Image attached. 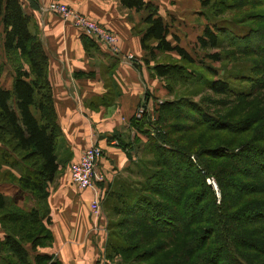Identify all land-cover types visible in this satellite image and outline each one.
Instances as JSON below:
<instances>
[{"label":"trees","instance_id":"obj_1","mask_svg":"<svg viewBox=\"0 0 264 264\" xmlns=\"http://www.w3.org/2000/svg\"><path fill=\"white\" fill-rule=\"evenodd\" d=\"M120 1L128 8L146 12L141 45L154 62L151 68L154 75L163 81L165 89L173 99L159 103L156 100L151 114L147 111L146 104L142 103L138 108H144L143 117L137 118L134 114L131 118L130 124L136 132V138L129 146L141 144L138 135H144L147 139L142 156L134 166L138 174H145V180L138 184L131 182L128 185L129 194L115 198L113 206L110 207L113 216H119L120 220L115 224L111 222L108 228L115 226L129 229L135 226L139 229L141 226L145 227L144 232L147 231L151 237L165 236L163 243L167 241L170 245L176 244L178 248L181 245L183 249L182 252L178 250L179 255L170 259L172 264H215L213 260L216 261L217 256L210 259L199 252L203 250L204 242L200 245V250L194 252L192 248L195 240L206 241L203 234L197 236L199 230L203 229L192 230V226L196 225V211L192 214L186 211V204L193 203L192 207L195 209L194 205L198 203L196 194L191 193L194 186L192 178H184L182 175L185 181L170 190L174 195L162 190L166 188L163 187L165 181L178 179L177 173L180 170L178 164L172 165L167 160L168 156L176 157L184 164L196 166L198 169L201 163L205 171L210 167V163L200 162L199 159L194 161L189 146H185L181 139L177 140L175 136L178 133L180 137H187L186 133L196 127L195 117L202 120L205 114L203 106L193 100V93L188 87H198L205 83L214 94L222 95L231 92V86L226 80L218 78L215 69L204 66L203 61L198 62L180 46L177 36L171 35L173 42L168 39L169 25L159 15L155 5L145 0ZM232 1L233 3L225 8H232L233 5L241 7L250 0ZM199 2L202 7H207L208 15L210 14L214 21L222 16L225 10L221 8L220 0L213 3H210V0ZM217 5L223 10L214 8ZM260 17L261 23L264 24V12H260ZM208 21L197 38V46L201 51L215 50L205 54L204 58L211 63H218L222 58L216 50L220 48V37L226 38L227 29L216 24L210 26L211 20ZM31 22V17L25 13L21 0H0V180L8 185L0 188L1 225L7 235L1 244V251L5 253L2 261L3 264H63L53 255L38 253L39 249L50 247L54 242L53 233L45 226L43 220L49 214V187L60 172L57 147L63 131L58 122L53 88L49 79V56L38 34L31 30ZM247 41L249 38L244 39V43ZM83 43L87 51L96 46L87 37H83ZM262 46V49L257 51H262L264 55V42ZM168 53H175L177 60L158 61L160 55ZM5 56L13 70L11 89L1 83L4 71L1 64ZM148 62L147 60L146 63ZM196 65H200L211 79L202 78ZM179 90H183V94ZM255 119V122L261 121L260 116ZM4 165L19 169L20 176L11 170L2 173ZM186 173H189L188 170ZM208 174L213 175L209 171ZM193 175L199 174L194 172ZM199 178L202 181L201 176ZM170 185L173 188V184ZM208 187L212 188L210 184ZM29 193L37 202L36 209L27 210L20 206V201H26ZM108 236L107 260L124 256L125 263L128 264L129 260L135 259V254L139 253L136 252L135 244L114 242L112 233ZM187 245L188 248L190 246L188 251ZM131 255H134L133 258H130ZM145 257L144 263L141 262ZM150 258L147 252H142L140 261H135L134 264H151Z\"/></svg>","mask_w":264,"mask_h":264},{"label":"crops","instance_id":"obj_2","mask_svg":"<svg viewBox=\"0 0 264 264\" xmlns=\"http://www.w3.org/2000/svg\"><path fill=\"white\" fill-rule=\"evenodd\" d=\"M21 1L25 13L31 17V30L38 34L49 56V79L63 131L57 147L60 172L49 187V214L43 220L53 233L54 242L50 247L39 249L38 253L53 255L63 264H92L94 247L92 240H88L87 229L94 194L71 183L69 166L80 160L83 152L93 145L103 150L97 171L106 176L99 186L105 193L102 209L107 212L105 208L112 207L117 196L129 194L134 166L147 141L144 135H138L141 144L129 146L136 138L131 118L142 103L151 114L155 101L165 100L168 91L163 81L154 75L151 69L154 62L141 45L145 11L128 8L120 0ZM145 1L155 5L169 25L168 39L173 42L171 35L177 36L180 46L185 39L181 26L189 38L197 41L209 22V15L207 13L208 20L205 19L206 10L200 8L199 0ZM53 2L73 8L116 35L119 53H112L59 15L44 12ZM83 37L91 39L96 46L87 51ZM130 54L135 61L127 59ZM12 83L11 77V83L5 87L11 89ZM8 170L17 176L21 174L19 169L7 165L1 172ZM5 184L0 180V188L8 187ZM20 206L32 210L37 208V202L29 193L26 201H20ZM6 236L0 213V264L5 254L1 244ZM94 238L98 244L97 236Z\"/></svg>","mask_w":264,"mask_h":264},{"label":"rangeland","instance_id":"obj_3","mask_svg":"<svg viewBox=\"0 0 264 264\" xmlns=\"http://www.w3.org/2000/svg\"><path fill=\"white\" fill-rule=\"evenodd\" d=\"M214 1L217 0H210V3ZM220 2L221 8L225 9L222 16L214 21L209 14L210 26L216 24L227 29L226 38L220 37V48L216 50L221 55L220 62L211 63L205 59V54L215 50L201 51L197 41L189 38L186 29L183 30L181 26L185 34L181 46L198 62L203 61L204 66L215 69L218 78L226 80L231 86V92L222 95L214 94L205 83L198 87H188L193 93V100L203 106L201 107L205 114L202 120L195 117L196 127L186 133L187 137L175 134L177 140L181 139L185 146H189L194 161L199 159L200 162L210 163V167L205 171L201 163L198 169L196 166L184 164L176 157L168 156L167 160L172 165L178 164L180 170L177 173L178 179L165 181L163 187L166 188L162 191L173 193L170 190L185 181L186 176L192 178L194 186L191 193L196 194L198 203L194 205L195 209L192 207L193 203L186 204V211L191 214L196 211V225L192 226V230L203 229L199 230L197 236L203 234L206 240H195L192 246L194 252L200 250V245L204 242L203 250L199 252L210 259L217 256V260H213L215 264H264V55L262 51H257L262 49L264 42V24L260 19V12H264V0H250L241 7L233 5L232 8H225L233 3L232 0ZM210 3L208 8L211 7ZM218 7L220 8L219 5L214 8ZM200 8L205 7L200 5ZM205 10V19L208 20L207 7ZM231 38L235 40L232 41ZM243 38H249V41L244 43ZM248 50L254 52L249 53ZM177 58L175 53L163 54L158 61H176ZM1 66L4 69L1 83L6 86L11 83L13 75L12 66L6 56ZM196 66L202 78L211 79L200 65ZM183 90H179L181 94ZM172 99L173 96L167 93L165 100ZM257 116H260L261 121H254ZM208 171L213 175L208 174ZM194 172H198L202 181L193 175ZM144 180L145 174H138L135 170L133 183L138 184ZM170 184H173V188ZM105 209L108 213L102 209L103 222L100 219L96 229L90 216L87 232L88 240H92L94 247L92 257L95 258L92 264H127L124 256L107 260L106 241L111 233L114 242L136 245V252L139 253L128 264L140 261L142 252L149 254L151 264H172L170 259L180 254L178 250L183 251L180 244L178 248L176 244L170 245L167 241L163 243L165 236L151 237L146 230L144 232L145 227L139 226L141 231L135 226L129 229L115 226L108 228L111 222L118 223L120 217L113 216L110 206ZM94 236H97L98 244L95 243ZM188 245L187 251L190 249ZM145 259L146 257L141 262L144 263Z\"/></svg>","mask_w":264,"mask_h":264},{"label":"built area","instance_id":"obj_4","mask_svg":"<svg viewBox=\"0 0 264 264\" xmlns=\"http://www.w3.org/2000/svg\"><path fill=\"white\" fill-rule=\"evenodd\" d=\"M44 12L59 15L65 21L71 23L82 34L104 44L112 53H119L118 38L116 35L96 21L78 13L73 8L59 2H53L44 8ZM127 59L130 62L135 61V57L132 54L128 55ZM144 113L145 110L141 107L137 109L135 115L137 118H142ZM102 157L103 150L99 146L93 145L83 152L80 160L73 162L69 166L68 171L71 183L74 186L81 190H91L94 194L90 204V214L94 220L95 229L101 219L102 202L105 198V193L99 186V183L105 182L106 176L97 171Z\"/></svg>","mask_w":264,"mask_h":264}]
</instances>
